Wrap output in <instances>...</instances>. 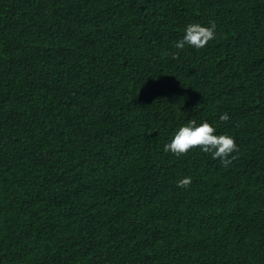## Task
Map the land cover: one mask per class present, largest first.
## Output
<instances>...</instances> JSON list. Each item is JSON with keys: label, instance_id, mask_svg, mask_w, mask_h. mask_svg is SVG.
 Listing matches in <instances>:
<instances>
[{"label": "trees", "instance_id": "trees-1", "mask_svg": "<svg viewBox=\"0 0 264 264\" xmlns=\"http://www.w3.org/2000/svg\"><path fill=\"white\" fill-rule=\"evenodd\" d=\"M0 264H264V0H0Z\"/></svg>", "mask_w": 264, "mask_h": 264}, {"label": "clouds", "instance_id": "clouds-1", "mask_svg": "<svg viewBox=\"0 0 264 264\" xmlns=\"http://www.w3.org/2000/svg\"><path fill=\"white\" fill-rule=\"evenodd\" d=\"M215 27L213 21H210L208 26L188 24L183 29V36L176 41L175 47L183 49L188 45L196 49L203 48L209 40L214 39ZM219 119L226 121L228 115L223 113ZM215 132V128L207 121L197 123L195 120H188L174 129L169 141L163 145V150L180 155L199 146L201 151L210 153L213 159L219 158L222 164H226V157L235 149L234 139L228 134H214ZM189 183L190 178L185 177L178 181V186H186Z\"/></svg>", "mask_w": 264, "mask_h": 264}]
</instances>
